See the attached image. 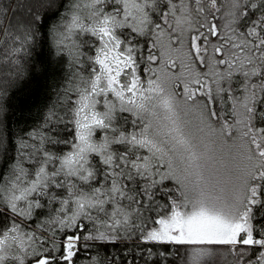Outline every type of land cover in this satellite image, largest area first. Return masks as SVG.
Segmentation results:
<instances>
[{
	"label": "snow or ice",
	"instance_id": "1",
	"mask_svg": "<svg viewBox=\"0 0 264 264\" xmlns=\"http://www.w3.org/2000/svg\"><path fill=\"white\" fill-rule=\"evenodd\" d=\"M0 264H264V0H0Z\"/></svg>",
	"mask_w": 264,
	"mask_h": 264
}]
</instances>
